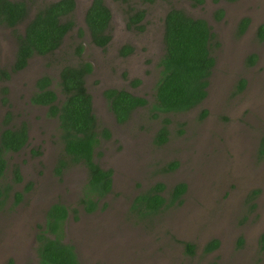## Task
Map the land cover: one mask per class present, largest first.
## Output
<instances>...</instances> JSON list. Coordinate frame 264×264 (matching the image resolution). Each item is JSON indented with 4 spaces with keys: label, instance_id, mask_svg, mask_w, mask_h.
<instances>
[{
    "label": "rangeland",
    "instance_id": "1",
    "mask_svg": "<svg viewBox=\"0 0 264 264\" xmlns=\"http://www.w3.org/2000/svg\"><path fill=\"white\" fill-rule=\"evenodd\" d=\"M25 1L28 14L15 31L0 25V70L13 63L14 34L22 32L37 9L51 0ZM90 1L76 0L74 27L56 51L33 56L28 66L12 78L0 75V130L26 118L34 144L30 145L31 150L40 144V155L36 157L31 153L28 159L25 150L7 156L10 164L23 161L26 182L33 185L27 197L14 205L12 194L22 189L21 183L15 184L0 210V264L14 256L18 264H40L34 236L43 224L47 208L58 201L74 206V199L86 182L87 170L72 164L63 151L58 122H39L43 109L26 106V95L34 90L37 77L50 76L58 90L60 68L83 61L93 65L86 77V87L92 95L99 126L113 129L111 140H102L98 146L96 160L114 169L113 188L102 199L104 206L99 215H95L106 220L107 225L97 222L89 230L90 223L72 217L65 223L68 241H74L73 236L80 230L82 235L89 236L90 241L80 243L83 264H134V260L140 259L143 264H264V247L259 245L264 235V156L257 151L264 134V43L228 32L229 24L238 16L260 15L259 21L264 23V0H241L236 4L228 1V18L215 28L211 24L219 45L212 49L216 65L211 76L212 92L204 104L157 117H152L147 106H143L121 125L113 121L101 90L131 89L146 96L150 105L155 100L158 59L163 51L165 12L176 7L208 20L215 0H205L202 10L191 5L190 0H104L112 14V38L104 50L90 43L84 22ZM132 8L145 11L141 31L126 26ZM123 44L133 47L128 55L116 51ZM252 52L259 55L253 67L247 60ZM241 78L247 86L238 91L236 86ZM134 79L141 80V84L132 88ZM202 109L208 113L199 118ZM8 112L13 113V121L9 122ZM165 116L170 120L169 136L158 145L154 137ZM59 159L70 162L60 179L55 173ZM175 161L177 166L167 169ZM4 178V183L9 184L10 168ZM157 182L167 186L164 193L178 182H185L189 189L180 203L154 215H137L131 210L135 196ZM213 226V235L221 239L222 247L218 253L208 255L199 251V239L205 229ZM186 243L196 246L194 253H187ZM82 244H91V251L106 256V262H93L92 254H83Z\"/></svg>",
    "mask_w": 264,
    "mask_h": 264
},
{
    "label": "trees",
    "instance_id": "2",
    "mask_svg": "<svg viewBox=\"0 0 264 264\" xmlns=\"http://www.w3.org/2000/svg\"><path fill=\"white\" fill-rule=\"evenodd\" d=\"M74 8L75 0H51L37 9L26 23L24 32L17 33L13 70L25 67L28 59L34 54L53 53L60 47L65 35L74 27L72 18ZM27 13L25 0H0V24L14 27L27 16ZM143 13V10L130 13V22L137 21ZM110 20L111 11L105 2L92 0L85 11L84 22L91 41L96 45L104 47L109 41L107 29ZM244 27L245 25H242V29ZM257 36L264 37V25L258 28ZM214 38V33L210 31L204 19L193 18L178 8L169 9L164 21L165 52L160 61L162 72L155 89V100L147 105L146 98L125 89H106L104 96L116 120L120 123L126 121L136 108L143 106H147L152 117H157L160 114L188 111L201 105L207 96L209 76L215 64V58L211 54ZM80 50L82 47L77 51ZM254 60V55L249 56V63H253ZM91 71L92 65L88 61L63 65L57 79L60 99L56 91L48 87L51 79L46 75L40 78L39 92H35L32 97L33 102L48 105L50 113L58 115L66 155L73 162L88 166V178L79 198V203L88 212L97 206L94 199L111 191L112 188L111 171L101 168L93 161L94 149L98 143L96 131L98 124L93 112L92 97L85 85V76ZM2 75L7 77L8 73L3 71ZM244 86L245 80L241 79L237 84V90H242ZM207 113V109H202L199 118ZM169 121L166 116L163 118V123L154 138L156 144H162L167 140ZM26 137L25 127L16 130L4 128L0 132V210L11 195L10 184L4 183L9 168L6 154L19 150ZM257 151L260 156H264V134L259 140ZM59 160L57 174L61 172L60 166L66 163V160ZM176 166L175 161L168 165L167 169ZM12 175L16 181L21 178L16 167L12 168ZM30 186L31 184L28 187ZM166 187L163 182H157L138 193L131 203V210L145 217L180 203L186 191V183L178 182L164 193ZM12 196L14 204L23 197L20 192H14ZM77 211V208L72 209L74 215ZM68 214V208L60 203H55L47 209L44 226L40 225L42 229L36 233L40 264H80L72 245L64 241L63 224ZM187 246L189 252H192L193 246L191 244ZM8 264H12V261Z\"/></svg>",
    "mask_w": 264,
    "mask_h": 264
},
{
    "label": "flooded vegetation",
    "instance_id": "3",
    "mask_svg": "<svg viewBox=\"0 0 264 264\" xmlns=\"http://www.w3.org/2000/svg\"><path fill=\"white\" fill-rule=\"evenodd\" d=\"M92 1V0H91ZM91 1H90V3H91ZM104 1V0H103ZM148 1H153V0H148ZM147 0L145 1V2H148ZM218 0H215V2L212 4V7L210 8V10H209V14H208V20L207 19H205V18H203V17H194V16H191V17H193V18H199V19H204L206 22H207V24L209 25V27H210V31L212 32V33H214L213 32V30H212V28H211V24L214 26V28L217 26V25H220L221 23H223L224 22V20L226 19V18H228V14H229V12H228V8H227V6L225 5V3H227L228 1L230 2V3H232V4H236V3H238L239 1H241V0H219L220 2H219V4H216V2H217ZM204 2H205V0H190L189 1V3L191 4V5H193V6H196V8H198L199 10H202V7L204 6ZM212 1L210 0V3H211ZM106 4V3H105ZM90 5V4H89ZM107 5V4H106ZM44 6V5H43ZM42 6V7H43ZM108 6V5H107ZM27 7H28V4H27ZM171 8H176V7H170V9ZM76 9V0H75V8H74V10ZM110 9V8H109ZM132 9H134V8H132ZM178 9H180V8H178ZM29 10V9H28ZM136 10H143V16L141 17V18H139L137 21H135L134 23H131L130 22V20H129V15H128V17H127V22H126V26L128 27V28H132V29H135V30H137V31H141L142 29H143V21L145 20V11H144V9L143 8H137V9H134V12L136 11ZM169 10V9H168ZM167 10V11H168ZM182 10V9H181ZM167 11L165 12V14H164V16H163V21H162V27H163V30H162V38H161V40H162V42H163V51H162V55H160L161 57H159V59H158V68H159V71H158V76H156V78H157V80H156V82H155V89H156V85H157V82H158V80H159V78H160V76H161V72H162V67H161V65H160V61H161V58L164 56V52H165V43H164V21H165V15H166V13H167ZM74 12V11H73ZM133 12V11H132ZM131 12V13H132ZM185 12V11H184ZM186 13V12H185ZM28 14V13H27ZM130 14V13H129ZM189 15V14H188ZM26 18V17H25ZM25 18L24 19H22L19 23H21L23 20H25ZM259 18H260V15H257L256 17H248V16H238V17H236L233 21H232V23H230L229 24V30H228V32L231 34V33H233V34H235L236 36H239V37H246L247 35L248 36H251V37H253L254 39H256V40H258L259 42H261V43H264V37L263 38H258V36H257V30H258V28L260 27V26H262V25H264V23L263 22H260L259 21ZM111 20H112V14H111ZM111 20H110V23H109V27H108V29H107V32L109 33V35H110V39H109V41L106 43V45L104 46V47H101V46H98V45H96L95 43H93L92 41H91V38H90V43L93 45V46H95V47H97V48H100V49H105V48H107L108 47V45L110 44V41H111V38H112V35H111V33H110V24H111ZM19 23H17L14 27H9V28H11L13 31H14V28L16 29L17 28V26H18V24ZM1 25V24H0ZM4 25V24H3ZM26 25V24H25ZM242 25H245V27L242 29ZM5 26H7V25H5ZM25 28V27H24ZM24 32V29L22 30V32H19V33H23ZM67 35V34H66ZM65 35V36H66ZM214 35H215V33H214ZM17 34H14V39H15V41H16V49H17ZM90 37V36H89ZM65 38V37H64ZM64 38H63V40H64ZM219 45V43L217 44V41H216V37L214 38V40H213V42H212V49H213V47L214 46H218ZM58 49V48H57ZM57 49H55L54 51H56ZM133 50V47H132V45H130V44H123V45H119L118 47H117V49H116V51H117V53L119 54V55H122V56H124V55H128L129 53H131V51ZM15 53H16V50H15ZM47 54H52V53H47ZM47 54H34V55H32L29 59H28V61H27V64H26V66L25 67H23V68H21V69H18V70H13V68H12V66H13V63H14V60H13V63L11 64V66H9V68H7L6 70H0V75L2 76V77H4V78H6V79H9L10 77L12 78L13 77V75H14V73H18V72H20V71H23L27 66H28V64L30 63V60H31V58L33 57V56H36V55H47ZM211 54L213 55V53H212V50H211ZM251 55H254L255 56V60H254V62L253 63H249V56H251ZM214 56V55H213ZM214 58H215V64H214V66H213V68H212V72H211V75L209 76V85H208V88H207V96L203 99V101L201 102V105L202 104H204L205 103V101L207 100V99H209V97H210V95H211V90H210V87H211V85H212V82H211V76L213 75V73H214V68H215V65H216V57L214 56ZM14 59H15V55H14ZM247 60H248V65L249 66H255L257 63H258V61H259V55H257L256 53H254V52H252L250 55H248L247 56ZM245 61H246V59H245ZM89 62V61H88ZM92 65V64H91ZM3 71H6L7 73H8V76L7 77H5V76H3L2 75V72ZM92 71H93V65H92ZM91 71V72H92ZM90 72V73H91ZM89 73V74H90ZM89 74H87V75H89ZM87 75L85 76V85H86V77H87ZM43 76H45V75H42L41 77L39 76V77H37L36 79H35V82H34V85H35V87H34V90L29 94L28 93V95H26V106H31V107H33L34 109H36V108H41V109H43V112H42V114L40 115V118L38 119L39 120V122H46V121H48V120H50V119H52V120H55V121H57L58 122V127H59V121H58V115L57 114H51L50 113V111H49V106L48 105H45V104H41V103H37V102H33L32 101V97H33V95L35 94V92H39V90H38V83H39V81H40V78H42ZM46 76H48V75H46ZM50 79H51V81H50V83H49V88H52V89H54L55 91H56V93L58 94V97H59V99H60V97H61V93H60V91L59 90H56L54 87H53V80H52V78L50 77V76H48ZM241 79H243V78H241ZM240 79V80H241ZM239 80V81H240ZM245 80V79H244ZM130 83V82H129ZM132 83H133V86L134 87H132V88H135L136 86H139L140 84H141V80H139V79H134L133 81H132ZM247 86V81L245 80V86L243 87V89L245 88ZM87 88V87H86ZM109 88H116V89H125V88H117V87H105V88H103L102 90H101V97H102V99L104 100V102L106 103V105L108 106V101H107V99H106V97L104 96V91L106 90V89H109ZM236 89H237V86H236ZM88 90V89H87ZM125 90H127V91H129L130 93H132V94H134V95H138V96H142V97H144V98H146V100L148 101V99H147V97L146 96H144V95H142V94H140V93H136V92H134V91H132L131 89L129 90V89H125ZM155 94V93H154ZM91 97H92V95H91ZM149 103V102H148ZM25 105V104H24ZM200 105V104H199ZM198 105V106H199ZM92 107H93V99H92ZM109 107V106H108ZM139 108V107H138ZM138 108H136V109H138ZM141 108V107H140ZM110 109V108H109ZM135 109V110H136ZM134 110V111H135ZM133 111V112H134ZM132 112V113H133ZM110 115L113 117V121L115 122V124H124V123H126L129 119H130V117H131V115H132V113H131V115H130V117L126 120V121H124V122H122V123H120V122H118L117 120H116V118H115V116H114V114L112 113V111L110 110ZM95 114V113H94ZM7 117H8V119H9V122L10 121H13L14 120V115H13V113L12 112H8L7 114ZM21 116H23V113H21ZM96 116V115H95ZM11 119V120H10ZM13 119V120H12ZM96 119H97V116H96ZM97 124H98V128H97V133H98V135H97V138H98V143H97V145L95 146V149H94V153H93V161L96 163V164H98L101 168H103V169H106V170H110L111 171V178H112V188H113V181H114V169L113 168H110V167H105V166H103L98 160H96V154H97V149H98V146L101 144V141L103 140V141H107V140H111V138H112V136H113V129H111V128H109V127H106V126H99V121H98V119H97ZM29 126H30V123L26 120V118H22L21 117V119H20V121H18L16 124H12L11 123V125H10V123L5 127V128H8V129H11V130H16V129H19V128H23V127H25V129H26V135H27V137H26V140H25V143L23 144V146L19 149V150H17V151H9V152H7V154H6V157L7 156H9V155H11V156H16V155H19V154H22L23 153V151L25 150V152H26V154H27V158L28 159H30V156H31V153H32V155L34 156V157H36V156H38V155H40L39 153H40V151H39V149H40V147L38 146V145H40V144H37V147L35 148V149H33V150H31L32 148H30L32 145H34L33 144V141H32V139H31V134H30V128H29ZM105 128V129H104ZM2 129H4V128H2ZM1 129V130H2ZM107 129V130H106ZM1 130H0V132H1ZM59 130H60V127H59ZM39 131H41V130H39ZM108 134V136H106ZM60 135H61V130H60ZM156 135V134H155ZM168 136H169V134H168ZM155 138V137H154ZM168 139V138H167ZM60 140H62L61 138H60ZM32 141V142H31ZM167 141V140H166ZM31 145V146H30ZM39 147V148H38ZM63 151H64V149H63ZM64 153H65V151H64ZM98 154H100V152H98ZM65 155H66V153H65ZM67 156V155H66ZM67 158H68V160L73 164V163H75V164H80V165H82V167H84L85 168V170H87L86 171V173H87V178H88V166L87 165H85V164H83V163H80V162H73L72 160H71V158L69 157V156H67ZM28 159H26L27 161H28ZM66 160V159H65ZM8 162V165H9V168H10V187H11V192H12V189H13V187H14V185L15 184H19V183H21V185H22V189H21V191H14V192H20L21 194H22V200L21 201H19L18 203H16V204H14L13 203V196H12V203L14 204V205H18L20 202H22L23 200H24V198H25V196L27 197V194H28V192L32 189V185H33V183H31L30 181H28V182H26L27 181V179H26V177L24 176V174H23V172H22V164H23V161L22 160H20L18 163H9V161H7ZM59 162H60V160L58 161V163H56L57 164V166L59 165ZM70 162H67V160H66V163H65V165H62V166H60V170H61V172L58 174V178L60 179V177H59V175L62 173V171H63V169L68 165V163H70ZM13 167H16L17 169H19V173H20V175H21V178L19 179V180H15V177H13V175H12V168ZM57 168V167H56ZM55 173L57 174V172H56V169H55ZM87 178H86V181H87ZM5 179V178H4ZM86 183V182H85ZM31 184V186L30 187H28L29 185ZM85 185V184H84ZM187 185V187H186V191H185V193L188 191V189H189V186H188V184H186ZM112 188H111V190H112ZM82 189H83V187H82ZM14 192H13V194H14ZM111 191H108V192H106V193H104V194H102V195H100V196H97L94 200H95V202H96V204H97V206H96V208L93 210V211H90V212H88V211H85L84 210V207H83V205L82 204H80L79 203V198H80V196L82 195V191H81V193L80 194H77L76 195V198L74 199V200H76V202H75V205L74 206H68L67 204H65V203H63V202H61V201H58V202H54V203H52V204H50L49 205V207L51 206V205H53V204H55V203H60V204H63L66 208H68V210H69V214H68V216H67V218H66V220L68 219V217H72V219H74V220H79V219H81V220H83V221H85V222H87V223H90L88 226H87V228L90 230V228L94 225V224H96L97 222H100V223H103L105 226L107 225V221L106 220H104L103 218H99L98 217V215H99V210H102V206H104V202L102 201V199L106 196V195H108L109 193H110ZM184 193V194H185ZM255 193L256 192H254L253 193V191H252V193L251 194H253V195H255ZM11 194V193H10ZM12 194V195H13ZM183 194V195H184ZM8 200V199H7ZM6 200V201H7ZM103 202V203H102ZM48 207V208H49ZM47 208V209H48ZM74 208H77V214L76 215H74V213L72 212V209H74ZM47 211V210H46ZM80 211H81V213H80ZM82 212L83 213H85V214H82ZM98 213V215H97V217L95 218V215ZM46 214V213H45ZM66 220L64 221V224H63V231H64V241L65 242H68L70 245H72V247H73V251L75 252V254H76V256H77V259H78V261H79V263L80 264H83V262H82V260L80 259L81 258V255H80V252H79V249H80V243H81V241H90L89 240V236L88 235H82V234H84L83 233V231H78V232H76V234H75V236H73V239H74V241H68L67 239H66V228H65V223H66ZM44 222H45V218H44V221H43V224H41L42 226H44ZM74 222H76V221H74ZM74 222H72L73 223V225H74ZM213 228H214V226L213 227H211V228H208V229H205V231H204V233L201 235V237H200V239H199V241H200V243L202 244V246L200 247V249H199V251L200 252H203V253H205V254H208V255H214V254H216V253H218V251L221 249V247H222V241H221V239H219L217 236H214L213 235ZM39 229H42V227H38V230H37V232L36 233H38L39 232ZM189 229V228H188ZM83 230V229H82ZM192 231V230H191ZM193 232V231H192ZM195 232V231H194ZM82 235V236H81ZM34 238H35V240L37 241V234L34 236ZM217 243H216V242ZM188 244H191V243H186V247H187V253L188 254H192V253H194L195 252V248H196V246H194L193 244H191L193 247V251L192 252H189V249H188ZM84 247H82V249L81 250H83L82 252H83V254L85 255V256H88L89 254H92L91 255V258H92V260H93V262H95L96 260H99L101 263H103V262H106V256H104V255H98V253H97V250H93V251H91V247L92 246H90L91 244H82ZM260 246H262V247H264V235L263 236H261V244H259ZM14 256V255H13ZM9 261H12V264H18V259H17V257L16 256H14L13 258H9L8 260H6L5 261V264H8L9 263ZM134 264H143L142 263V260L140 259V260H134Z\"/></svg>",
    "mask_w": 264,
    "mask_h": 264
}]
</instances>
